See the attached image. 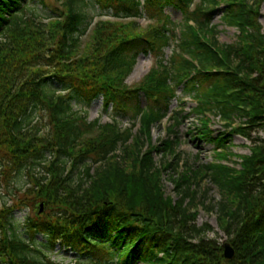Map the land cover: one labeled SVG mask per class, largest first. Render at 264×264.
Wrapping results in <instances>:
<instances>
[{"label":"trees","instance_id":"obj_1","mask_svg":"<svg viewBox=\"0 0 264 264\" xmlns=\"http://www.w3.org/2000/svg\"><path fill=\"white\" fill-rule=\"evenodd\" d=\"M83 1H61L44 21L24 19L28 0H0L1 174L26 170L28 178L24 191L9 195L11 204L0 193V264H52L47 252L56 245L81 264H264V143L253 141L248 154L230 151L234 134L251 137L255 126L264 127L263 0H198L192 10L194 0H93L106 18L88 33L92 17ZM171 5L183 13L181 25L170 19ZM217 9L238 29L237 41L218 45L211 25ZM140 54L152 65L130 87L125 79ZM54 83L68 95H55ZM178 88L199 116L194 137L213 144L210 162L180 163L170 126L164 140L145 147ZM98 96L130 124L88 121L72 110L71 99L88 104ZM44 108L45 129L32 123ZM209 115L230 131L214 133ZM36 166L44 173L33 174ZM166 173L175 197L164 191ZM203 180L219 192L207 208L215 207L232 259L205 235L210 225L194 222ZM17 207L32 211L24 236L16 233ZM39 232L44 239L37 243Z\"/></svg>","mask_w":264,"mask_h":264},{"label":"rangeland","instance_id":"obj_2","mask_svg":"<svg viewBox=\"0 0 264 264\" xmlns=\"http://www.w3.org/2000/svg\"><path fill=\"white\" fill-rule=\"evenodd\" d=\"M61 1L64 0H28L26 2V7L21 12L24 19L33 18L35 20H44L51 16L52 14H56L62 9L63 3ZM166 11L170 15V19H172L175 24H182L183 22V13L175 8L174 6H167ZM83 11H85L90 17L99 14L101 11L99 7L96 5L95 1L93 0H84L83 1ZM54 12V13H53ZM221 12L220 9H217L212 16L211 25H213L216 30L214 37L218 40V45H223L227 43H233L237 41V34L238 29L232 26L225 25L222 22V18L220 17ZM142 24H146L147 20L141 18L139 19ZM260 24L262 26V31L264 32V0L261 2L260 7V17H259ZM170 49H166V52H169ZM152 57L149 55L140 54L136 60L135 65L133 66L130 73L127 75L128 77L125 79V84L128 86H135L137 83L145 76V74L151 68ZM52 89L55 90V95L62 94L64 96L68 95V92H63L59 88L57 83L52 85ZM177 95L179 96L178 99H174L170 105V111L168 112L169 117L165 116V119L161 123L155 124L151 129L150 133V140L151 145H155L156 143L161 142L164 140L168 134V126L173 128V131L170 132V138H173V135L178 136L179 144L177 146V151L180 154L181 162H188V164L192 166H198L202 163H207L213 160V144L208 143L207 141L201 140L199 138H195V132L197 130L198 116H195L192 112V108L195 106L194 102L188 95H183L181 89H177ZM72 110L82 112L83 114L86 112L87 119H98L99 122H106L109 121L110 117H114L116 120L119 121V126H125L129 123L128 117L118 116L114 109L112 108L111 104L107 109L103 107V98L98 96V98H94L92 101L85 103L82 100H73L71 99ZM145 99L143 96L140 97L141 106L144 104ZM177 115V122L173 115L175 113ZM173 115V116H172ZM48 122V112L44 108V110L37 109L32 117V123H38L39 128L45 129L47 127ZM176 122V123H175ZM32 124V125H33ZM49 126V125H48ZM211 126L215 129L214 133L220 132V130H224L225 127L221 126V122L217 117H214ZM251 137L240 136L234 134L230 144V151L235 154H246L250 151V145L253 144V141L257 143H264V127L255 126L250 131ZM161 157V154L155 152L154 159L158 161ZM166 160H172L173 155L166 154ZM235 160H239L236 157H232ZM159 162V161H158ZM71 165H68V170ZM95 164L92 168H95ZM83 170V166L80 165L72 169V174L74 178L80 177V172ZM3 169L0 167V193L3 195L2 200H7L8 204H11L10 201V194H16L18 190L17 188L21 189V191L25 190L27 183V174L26 170L17 172L13 175H5L1 174ZM93 171V169H91ZM169 171V170H168ZM167 171V173H168ZM41 172L44 173V169L42 167L36 166L32 173L35 175H39ZM167 173L162 176L163 183H164V191L166 194H173L175 197V193L173 191L174 184L168 179ZM209 187V188H207ZM207 189V197L203 199V191ZM199 199L202 200L201 204L197 207L198 209V216L194 221L197 226H202L203 224L210 225L212 231L207 232L205 235L208 238L215 239L218 243L223 244L225 241H229V237L225 232L219 229V224L217 220V212L214 209L211 211L207 208L212 204H216L217 201L220 199L219 192L217 191L215 186H210L208 181L203 180L200 183V188L198 189ZM43 210V208H42ZM32 212L29 208L26 207H17L14 210V222L16 226V233H21L23 236L25 233V218L28 217V214ZM37 212V210H36ZM42 239H44L43 233L39 232L35 234V241L38 243ZM50 260L53 261L52 264H81L75 261V253L64 248H61L59 245H56L53 249L47 252ZM91 264V263H86Z\"/></svg>","mask_w":264,"mask_h":264},{"label":"water","instance_id":"obj_3","mask_svg":"<svg viewBox=\"0 0 264 264\" xmlns=\"http://www.w3.org/2000/svg\"><path fill=\"white\" fill-rule=\"evenodd\" d=\"M223 246V256H225V258L232 259L234 257V248L227 242Z\"/></svg>","mask_w":264,"mask_h":264}]
</instances>
